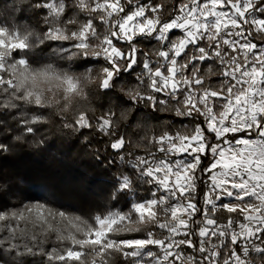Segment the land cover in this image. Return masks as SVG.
Masks as SVG:
<instances>
[{"label": "snow or ice", "instance_id": "6c2138e0", "mask_svg": "<svg viewBox=\"0 0 264 264\" xmlns=\"http://www.w3.org/2000/svg\"><path fill=\"white\" fill-rule=\"evenodd\" d=\"M53 115L111 190L0 201V264H264V0L0 3V154Z\"/></svg>", "mask_w": 264, "mask_h": 264}, {"label": "trees", "instance_id": "16d2710c", "mask_svg": "<svg viewBox=\"0 0 264 264\" xmlns=\"http://www.w3.org/2000/svg\"><path fill=\"white\" fill-rule=\"evenodd\" d=\"M4 2L11 8L15 0H0ZM19 14L17 7L10 19ZM36 19L19 23H34ZM84 135H89L87 130L78 134L62 129L55 117L52 124L41 126L34 143L17 145L11 153L0 154V184L4 185L0 201L12 205L20 200L49 196L88 211L103 200L111 190V177L117 166H109L99 140L88 145ZM40 140L43 145L38 143Z\"/></svg>", "mask_w": 264, "mask_h": 264}, {"label": "clouds", "instance_id": "9594fccd", "mask_svg": "<svg viewBox=\"0 0 264 264\" xmlns=\"http://www.w3.org/2000/svg\"><path fill=\"white\" fill-rule=\"evenodd\" d=\"M36 61L37 63L34 65V67H37V66H43L44 64H48V63H51L53 65V67H56L58 71H61V70H69L68 67L66 66L64 60L57 54H54V53H43V54H40V53H37L36 54ZM72 71H75V72H82L83 70L80 69V70H76V69H72ZM94 102H104L103 101V98H98L95 93H93L92 95H90L86 101L82 102V106H87L88 104H91V103H94ZM54 118H55V115H53L51 117V119L54 121ZM40 145H43V143H39ZM108 194H105V197L107 196ZM70 206L74 207L73 205L69 204Z\"/></svg>", "mask_w": 264, "mask_h": 264}]
</instances>
